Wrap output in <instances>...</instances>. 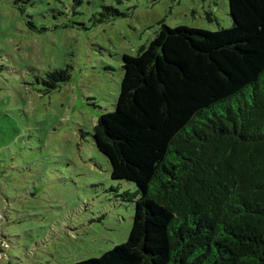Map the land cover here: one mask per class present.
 <instances>
[{"label": "trees", "instance_id": "trees-1", "mask_svg": "<svg viewBox=\"0 0 264 264\" xmlns=\"http://www.w3.org/2000/svg\"><path fill=\"white\" fill-rule=\"evenodd\" d=\"M227 2L230 28L159 22L122 57L114 110L93 140L111 180L136 186L122 195L134 200L132 227L73 264H264V0ZM46 80L49 92L70 74Z\"/></svg>", "mask_w": 264, "mask_h": 264}, {"label": "rangeland", "instance_id": "rangeland-1", "mask_svg": "<svg viewBox=\"0 0 264 264\" xmlns=\"http://www.w3.org/2000/svg\"><path fill=\"white\" fill-rule=\"evenodd\" d=\"M159 22L232 26L227 0H0V264H73L127 240L136 186L111 180L94 126Z\"/></svg>", "mask_w": 264, "mask_h": 264}]
</instances>
